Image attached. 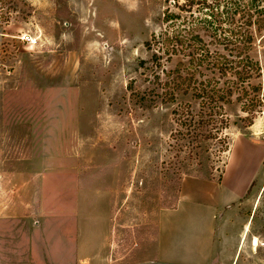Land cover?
<instances>
[{
	"label": "rangeland",
	"instance_id": "obj_1",
	"mask_svg": "<svg viewBox=\"0 0 264 264\" xmlns=\"http://www.w3.org/2000/svg\"><path fill=\"white\" fill-rule=\"evenodd\" d=\"M184 1L0 0V203L13 206V214L31 205L34 221L41 203L52 212L43 222L50 258L72 253L75 239H100L103 259L113 225L108 252L116 262L139 264L157 246L158 239L151 241L159 213L178 206L186 225L196 215L193 206L230 200L227 189L243 190L253 175L234 212L216 211L215 239H187L178 223L159 241L173 253L169 264H264V30L251 29L249 56L261 67L251 84L260 85L262 101L253 124L244 128L240 104L226 105L229 150L221 153L223 135L215 123V138L189 156L187 130L172 113L188 104L177 117L184 122L187 113L197 114V102L178 95L175 103L162 104L160 96L180 56L161 52L154 60V45L147 50L144 44L180 25L204 35L210 22L234 17L237 3L252 0H204L191 13L175 7ZM255 5L264 8V0ZM166 13L179 18L166 22ZM223 174V189L191 185L179 201L183 180L220 183ZM228 217L225 236L219 226Z\"/></svg>",
	"mask_w": 264,
	"mask_h": 264
},
{
	"label": "trees",
	"instance_id": "obj_2",
	"mask_svg": "<svg viewBox=\"0 0 264 264\" xmlns=\"http://www.w3.org/2000/svg\"><path fill=\"white\" fill-rule=\"evenodd\" d=\"M204 6V0H186L175 5L179 12L187 13ZM233 15L235 18L210 22L204 35L195 31L196 26L180 25L172 33L152 37L153 43L148 41L144 44L147 50L154 45V60L161 59V52L166 53L169 59L180 56L175 68L168 73L170 79L160 85L163 90L160 96L162 104L175 103L178 95H190L197 102V114L187 113L184 122L177 117L191 108L188 104L179 106L172 113L177 126L187 130L186 141L191 147L189 156L192 148L200 142L215 138L211 131L215 123L219 124L218 130L223 135L221 153L229 150L230 143L224 134L228 128L224 113L226 105L233 102L241 105V111L247 114L240 118L244 128L253 124L254 115L259 112L256 109L262 106L257 95L261 87L251 84L253 79L261 76V67L249 56V50L253 44L251 29L264 30V8L256 6L255 0L250 4L237 3ZM236 16L244 21L237 23ZM178 18L179 15L166 13L163 20L167 22ZM212 42H216L220 49L215 47L211 50L209 44Z\"/></svg>",
	"mask_w": 264,
	"mask_h": 264
},
{
	"label": "crops",
	"instance_id": "obj_3",
	"mask_svg": "<svg viewBox=\"0 0 264 264\" xmlns=\"http://www.w3.org/2000/svg\"><path fill=\"white\" fill-rule=\"evenodd\" d=\"M242 137V136H240ZM226 169V165H225ZM224 169V172H225ZM225 174L222 175L220 179V183H216L214 181L208 180H197V179H187L182 182V192L183 196L179 200L181 201L184 197L187 196V187L191 185H197L202 187L203 191H206L209 188H212L213 191H217L219 189H223V179L225 178ZM250 177V175H249ZM245 180L244 188L242 190V185L238 190L235 189H227L229 190V197H232L223 201L215 200V204L213 206H202L200 209L193 206L192 210L195 211L194 216L191 217L190 221L183 225L185 221H188V218L181 213L180 208L176 206L173 209L166 210L163 213H159L156 223L155 234L152 236V244H155V240L158 239L157 246L153 247L152 257H148L146 261H143L139 264H169L165 260H170L173 257V253H170L167 247L162 245L159 241L163 236V232L172 233L176 226H179L181 233L187 239H215V234L217 232V228H214L213 221L215 220V213L217 210H235L234 203L237 200L242 199L245 196L250 186L252 185V181L254 176L251 175L250 178ZM235 198V199H234ZM219 205V207H218ZM30 209H23L20 211L21 214H13L15 210H12L13 206L0 203V264H122L116 262L112 253L108 252L106 248L107 239H115L114 232L112 230L113 225H111L110 236H105L106 244L104 245V256L98 253L99 246L98 243L100 239H75L73 243L72 253L59 252L53 258H50V254L48 253V240L45 236V226L44 219L46 218V214L52 213L49 212L46 207V211L44 210V206L41 203L39 206V211H37V220L33 219V209L31 205H27ZM122 207V206H121ZM23 208H26L24 205ZM8 209V210H7ZM75 213V212H74ZM73 213V214H74ZM206 213V215L202 214ZM96 215L93 217V222L96 228L92 233H96L97 229V220L95 219ZM240 218V217H239ZM47 219V218H46ZM226 223L223 222L221 226H219V230L222 229L225 236H228L226 230L227 225L232 223L230 220L231 217L226 218ZM179 221V222H178ZM230 222V223H229ZM245 223V222H244ZM242 224L245 225V224ZM113 224V223H112ZM193 224V228L190 226ZM190 227V229H188ZM244 230L242 231V235L239 239H244V233L246 231V225L244 226ZM189 230V233L185 235V231ZM218 230V231H219ZM179 231V232H180ZM75 233V229H74ZM45 236V237H44ZM168 236V235H167ZM182 236V237H183ZM169 237V236H168ZM64 237H62L63 239ZM66 238V237H65ZM68 239V238H66ZM170 239V238H169ZM257 239L253 237V240ZM159 243L161 248H159ZM251 243V245H252ZM38 246L39 248L34 249V246ZM252 247H254L252 245ZM256 248V247H254ZM166 253H162V252ZM162 253V254H161ZM193 253H189L185 255L188 258H196V259H205L200 255H192ZM155 256H160V259H157ZM104 263H102V261ZM207 259L203 260L206 261Z\"/></svg>",
	"mask_w": 264,
	"mask_h": 264
},
{
	"label": "bare ground",
	"instance_id": "obj_4",
	"mask_svg": "<svg viewBox=\"0 0 264 264\" xmlns=\"http://www.w3.org/2000/svg\"><path fill=\"white\" fill-rule=\"evenodd\" d=\"M252 245H253L254 247L257 246V240H256V239L253 240Z\"/></svg>",
	"mask_w": 264,
	"mask_h": 264
}]
</instances>
